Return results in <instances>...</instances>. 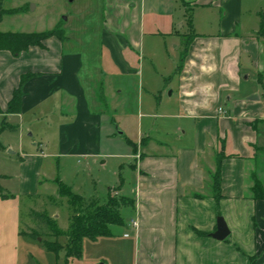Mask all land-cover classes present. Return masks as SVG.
I'll return each instance as SVG.
<instances>
[{
  "label": "crops",
  "instance_id": "0c3cea01",
  "mask_svg": "<svg viewBox=\"0 0 264 264\" xmlns=\"http://www.w3.org/2000/svg\"><path fill=\"white\" fill-rule=\"evenodd\" d=\"M80 1V12L55 26L62 23L65 42L50 40L19 56L0 51V114L22 76L33 74L21 114L7 117L32 116L35 123L56 116L50 131L58 156L118 166V189H108L104 204L110 191L133 202L124 209L130 234H123L133 241L132 264H264V201L253 198L249 180L255 151L264 146V40L256 35L264 0ZM187 38L179 70L181 55L175 62L171 52L180 54ZM160 52L173 70L154 85L143 71L166 65ZM252 77L254 85H246ZM130 99L140 118L123 139L116 119L129 114ZM29 137L32 149L21 159L33 174L20 178L32 192L0 196V264H18L12 246L22 234L21 198L42 184L44 142ZM219 153L225 158L217 201ZM220 219L230 231L224 241L213 238Z\"/></svg>",
  "mask_w": 264,
  "mask_h": 264
},
{
  "label": "rangeland",
  "instance_id": "374dc122",
  "mask_svg": "<svg viewBox=\"0 0 264 264\" xmlns=\"http://www.w3.org/2000/svg\"><path fill=\"white\" fill-rule=\"evenodd\" d=\"M4 10H22L21 14L6 16L0 25V31L7 33H45L52 31L55 26L66 18V16L79 13L81 8L80 0H3ZM180 29V27H178ZM181 30V29H180ZM190 37V36H189ZM65 42L67 35L63 27H58L54 36L44 42L46 45L50 40ZM189 39V38H187ZM60 41V40H59ZM161 61L166 65H157L156 69L150 64L144 68V77L149 78L155 85V81L161 84L162 79L172 75L170 59L166 52H160ZM181 52L173 48L172 58L178 62ZM159 60V59H157ZM159 62V61H158ZM162 76L164 78H162ZM254 78L246 85L253 86ZM256 85V84H255ZM134 99H130L126 106L128 115L117 117L116 121L121 126L119 130H126L125 138H131L137 131L140 115L137 114ZM151 110L144 113L150 114ZM8 114H0V173L6 174V178L0 180L1 188L5 193L19 194L32 192L31 184L26 185V180L20 178V174L31 173L30 166L24 164L21 157L27 154L32 148V140L29 134H33L36 143L44 142L42 151L45 157L43 165L45 169L41 172V186L33 190V195L21 198V228L22 234L18 243L12 246L16 262L18 264H132L133 241L123 238V234H130L128 228L112 227L111 238H101L98 241L85 240L83 252L80 258L69 257L66 251L65 238H59L58 243L62 247L56 254L48 249V243L55 242L52 237H33L28 235V227H32L33 221L30 216L31 210L44 212L47 216L57 222L60 230L66 232L70 226L72 216L71 208L67 199L61 198L58 194V187L55 183L57 178L72 188V191L83 197L87 204L97 201L104 204L107 200L108 189H118L119 175L118 166L111 161L103 165L104 159L98 157H81L75 159L59 153L57 145V134L50 131L56 116L39 118L34 123L32 116L8 118ZM119 116V115H118ZM154 116V115H151ZM154 117L148 120L152 124ZM56 124H54V127ZM4 126L18 127L17 131L2 130ZM262 149V150H261ZM39 149L36 147L35 151ZM12 151V153H11ZM41 154V150H39ZM64 154V153H62ZM255 159L250 165V172L256 173L264 183V146L257 148ZM25 175V174H23ZM125 176V175H124ZM31 180H28L30 182ZM115 197H120L114 195ZM31 209V210H30ZM131 213L123 212L126 220ZM41 239V240H40ZM10 246V245H9Z\"/></svg>",
  "mask_w": 264,
  "mask_h": 264
},
{
  "label": "trees",
  "instance_id": "16d2710c",
  "mask_svg": "<svg viewBox=\"0 0 264 264\" xmlns=\"http://www.w3.org/2000/svg\"><path fill=\"white\" fill-rule=\"evenodd\" d=\"M3 0H0V23L6 15H12L22 10L7 11L3 8ZM260 29L257 32V37L264 40V12L259 13ZM58 27H63L62 23L55 29L45 33H2L0 31V51L10 52L14 56H19L22 53L28 52L31 48L38 47L45 49L44 42L49 37L54 36ZM62 41V39H59ZM190 38L184 39L181 45V58L179 70L185 60ZM35 78V75L28 74L22 76L19 87L14 91L12 100L9 103L7 114L19 115L22 110L23 89L27 82ZM2 130L17 131L18 127L4 126ZM1 148V147H0ZM262 150V149H261ZM225 158L223 153L217 155L218 170L214 176L213 196L219 201L222 198L221 194V171L220 165ZM3 176L0 175V180ZM251 194L255 200L264 201V183L256 173L250 175ZM58 187V194L61 198H65L72 211L69 229L64 232L59 229L57 222L47 216L44 212L31 210L30 216L33 221L32 227H28V235L33 237H52L55 242L48 243V249L54 253H58L62 248L58 240L65 238L66 251L69 257L80 258L83 252V243L85 240L98 241L101 238H111L113 236L112 227H126V222L123 217L124 209L132 208L133 202L124 197H115L112 192L109 193V198L106 204H100L93 201L87 204L83 197L74 193L72 188L65 185L60 178L55 180ZM0 196L4 199L11 198L12 195L5 193L0 185ZM251 264H255V260H251Z\"/></svg>",
  "mask_w": 264,
  "mask_h": 264
},
{
  "label": "water",
  "instance_id": "95a60500",
  "mask_svg": "<svg viewBox=\"0 0 264 264\" xmlns=\"http://www.w3.org/2000/svg\"><path fill=\"white\" fill-rule=\"evenodd\" d=\"M251 100H258V97L256 95L251 97ZM230 235V231L223 219H220L218 221V227H217V232L215 235H213V238L218 240V241H224L226 240ZM41 240V239H40Z\"/></svg>",
  "mask_w": 264,
  "mask_h": 264
},
{
  "label": "built area",
  "instance_id": "2783aa9c",
  "mask_svg": "<svg viewBox=\"0 0 264 264\" xmlns=\"http://www.w3.org/2000/svg\"><path fill=\"white\" fill-rule=\"evenodd\" d=\"M132 227L134 228V229H138V227H139V223L137 222V221H132ZM127 237H128V235H127Z\"/></svg>",
  "mask_w": 264,
  "mask_h": 264
}]
</instances>
